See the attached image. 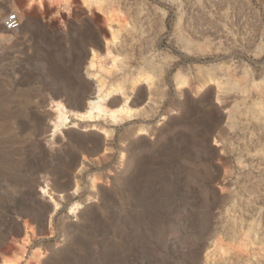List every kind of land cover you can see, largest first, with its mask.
Returning <instances> with one entry per match:
<instances>
[{"label":"rangeland","instance_id":"1","mask_svg":"<svg viewBox=\"0 0 264 264\" xmlns=\"http://www.w3.org/2000/svg\"><path fill=\"white\" fill-rule=\"evenodd\" d=\"M69 1L0 0V264H264V0Z\"/></svg>","mask_w":264,"mask_h":264},{"label":"bare ground","instance_id":"2","mask_svg":"<svg viewBox=\"0 0 264 264\" xmlns=\"http://www.w3.org/2000/svg\"><path fill=\"white\" fill-rule=\"evenodd\" d=\"M69 0H67L66 3L69 4ZM82 3L84 6L87 7L88 11H92L93 10V6L96 5L98 8H102L103 5V0H82ZM108 11V10H107ZM108 15L110 17H112L111 15V11L107 12ZM117 41V35L115 32H111V37L107 38V43L108 45L114 44ZM110 54L109 51L106 52L105 56L102 55H98V54H93L90 56L89 61H88V69L91 70V68H100V71H103V69L107 66H114V64L117 62V58H113V57H108ZM107 58L109 59V61L107 62ZM180 78V82L178 84V87H182L183 86V81L184 79ZM154 81V77L152 74L150 73H146L143 72L142 74L138 75L136 81L133 82V86L135 87L138 83H142L145 84L147 87H151ZM100 83V82H99ZM95 83L93 80V87H94V91L97 92V89L99 91L103 90L104 86L103 83ZM121 86H117V87H110L107 91V93L105 95H103L102 99H99V102L97 103L98 105H95V107L92 106H88V103L85 102V105H83L82 108V114L88 115L90 118H93V116H96L97 118H104V119H110L112 121H115L117 119L118 116L122 115V114H127L130 115L131 113H133V110L130 108V106L128 105L129 101H130V94L131 92H129V95L124 96V98L119 99L118 101L115 100L116 98V94L121 92ZM95 94V93H94ZM111 96H113L112 98H110ZM96 99L100 98L99 96L95 97ZM107 103L110 106H112V110L110 113H100V103ZM57 110L55 111V113L50 114L51 119L54 121V123L51 125V130H52V136H54L58 131L61 130V128H63L68 120H69V116H68V111L66 109V107L64 105H57ZM77 107V106H76ZM97 113V114H95ZM59 117L61 118V120H58ZM95 117V118H96ZM58 118V119H57ZM45 194V193H44ZM55 210V208H54ZM2 264H14L13 260H4L2 262Z\"/></svg>","mask_w":264,"mask_h":264},{"label":"built area","instance_id":"3","mask_svg":"<svg viewBox=\"0 0 264 264\" xmlns=\"http://www.w3.org/2000/svg\"><path fill=\"white\" fill-rule=\"evenodd\" d=\"M3 24L8 31L16 30L21 26L20 16L16 12L9 14L5 17Z\"/></svg>","mask_w":264,"mask_h":264},{"label":"water","instance_id":"4","mask_svg":"<svg viewBox=\"0 0 264 264\" xmlns=\"http://www.w3.org/2000/svg\"><path fill=\"white\" fill-rule=\"evenodd\" d=\"M89 82H91V83H93V80H91L90 78H88L87 79ZM93 94V93H92ZM95 94H93V96H94ZM90 97H92V96H90ZM89 97V98H90ZM59 98V97H58ZM60 98H62V100L66 103V105L70 108V107H72V105H70L69 104V102L67 101V99H65L64 97H60ZM85 102H87V101H85ZM75 108V107H74ZM49 220V216H47V221ZM16 223H18V224H22V222H20V220H17V218H16Z\"/></svg>","mask_w":264,"mask_h":264}]
</instances>
